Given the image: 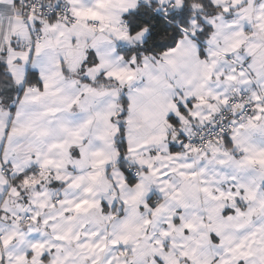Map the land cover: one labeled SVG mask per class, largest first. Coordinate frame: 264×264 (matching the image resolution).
Returning a JSON list of instances; mask_svg holds the SVG:
<instances>
[{"label":"snow or ice","instance_id":"obj_1","mask_svg":"<svg viewBox=\"0 0 264 264\" xmlns=\"http://www.w3.org/2000/svg\"><path fill=\"white\" fill-rule=\"evenodd\" d=\"M0 264H264V0H0Z\"/></svg>","mask_w":264,"mask_h":264}]
</instances>
